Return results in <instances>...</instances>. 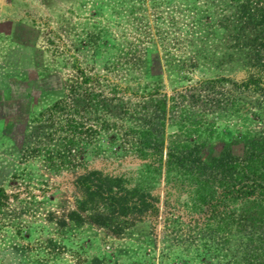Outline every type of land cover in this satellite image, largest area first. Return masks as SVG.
<instances>
[{
	"label": "rangeland",
	"instance_id": "rangeland-1",
	"mask_svg": "<svg viewBox=\"0 0 264 264\" xmlns=\"http://www.w3.org/2000/svg\"><path fill=\"white\" fill-rule=\"evenodd\" d=\"M244 1L0 0V264H249L264 229L248 196L169 162L244 155L241 135L264 132L263 86L244 85L264 79L245 54L263 29ZM91 171L159 212L96 223L78 185Z\"/></svg>",
	"mask_w": 264,
	"mask_h": 264
},
{
	"label": "trees",
	"instance_id": "trees-1",
	"mask_svg": "<svg viewBox=\"0 0 264 264\" xmlns=\"http://www.w3.org/2000/svg\"><path fill=\"white\" fill-rule=\"evenodd\" d=\"M263 5H261L262 7L256 6L253 9L251 0H245L238 9L241 17L246 18V21H248V18L251 21L255 20V23L263 29V35L260 38L263 41L258 44L259 46L252 51L254 53L249 57L248 52L245 53L247 59L249 58L250 61L262 67H264ZM219 81L221 82L223 79L215 78L212 79L211 83L215 86ZM244 85L247 87L254 86L255 89L263 86L264 89V79L262 76H252ZM95 96L97 97L96 93L93 94L92 98ZM78 100L81 101V106H87L83 99ZM164 102L163 108H166V101L164 100ZM74 110L79 109L75 108ZM70 126H75L78 129L80 127L76 123H71ZM249 135L250 132L241 135L244 138V144L247 145L244 155H238L232 148L226 147L213 161L203 163L200 156H195V152L191 150L188 153L182 151L179 156L177 154L171 155L172 158L169 159V162L170 164L182 165H187L186 162H190L191 165L189 168H185L186 171L194 169L198 173L202 172L206 176L205 183L207 186L211 187L214 183H218L222 188V195L233 200V202L236 198L240 199L243 195H247L248 203L251 202L252 204L248 205L246 220L250 221V227L264 229V132L259 134V137L253 141H248ZM199 150L198 148L195 149L196 152ZM155 151H158V148H154L152 152ZM183 152L185 153L183 154ZM160 154V151L150 153L149 158L153 163H156L154 158H157ZM185 154L193 157L188 158ZM220 178L221 182L219 181ZM237 178L240 180H237ZM125 182V179L121 176L117 177L110 174L102 176L100 171H91L86 175H82L78 180V185L84 195V200L81 202L82 210H92L94 221L103 225H109V222L113 223L115 221L119 225H124L131 219L137 221L142 219L145 214H157L159 212L156 206V200H159L158 197H154L143 188H128ZM213 206L218 205L214 202ZM214 211L215 209L213 213ZM224 219L227 220V216ZM248 263L264 264V234H260L258 245L254 246L250 255L248 254Z\"/></svg>",
	"mask_w": 264,
	"mask_h": 264
}]
</instances>
